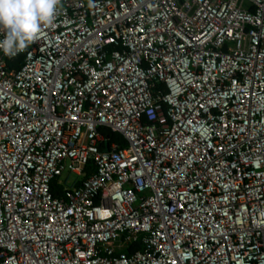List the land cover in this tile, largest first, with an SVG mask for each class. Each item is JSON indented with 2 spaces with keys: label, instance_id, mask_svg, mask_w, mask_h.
Wrapping results in <instances>:
<instances>
[{
  "label": "built area",
  "instance_id": "obj_1",
  "mask_svg": "<svg viewBox=\"0 0 264 264\" xmlns=\"http://www.w3.org/2000/svg\"><path fill=\"white\" fill-rule=\"evenodd\" d=\"M21 53L0 264H264V0H62Z\"/></svg>",
  "mask_w": 264,
  "mask_h": 264
},
{
  "label": "clouds",
  "instance_id": "obj_2",
  "mask_svg": "<svg viewBox=\"0 0 264 264\" xmlns=\"http://www.w3.org/2000/svg\"><path fill=\"white\" fill-rule=\"evenodd\" d=\"M62 0H0V51L12 58L53 24Z\"/></svg>",
  "mask_w": 264,
  "mask_h": 264
},
{
  "label": "trees",
  "instance_id": "obj_3",
  "mask_svg": "<svg viewBox=\"0 0 264 264\" xmlns=\"http://www.w3.org/2000/svg\"><path fill=\"white\" fill-rule=\"evenodd\" d=\"M23 62V53L19 54L17 57L14 58H7L6 63L8 68H18ZM101 131L104 135L109 137L110 140L117 142L119 147L126 145V141L119 133L112 132L109 128H102ZM93 164L92 162L89 163L88 171L92 170ZM51 192L54 196H59L62 193V186L57 184L55 181L51 183ZM141 248L139 242L132 243L126 248V251L131 252L133 250Z\"/></svg>",
  "mask_w": 264,
  "mask_h": 264
},
{
  "label": "rangeland",
  "instance_id": "obj_4",
  "mask_svg": "<svg viewBox=\"0 0 264 264\" xmlns=\"http://www.w3.org/2000/svg\"><path fill=\"white\" fill-rule=\"evenodd\" d=\"M78 178V176H76L73 173H68V177H67V183L69 184L72 180Z\"/></svg>",
  "mask_w": 264,
  "mask_h": 264
}]
</instances>
